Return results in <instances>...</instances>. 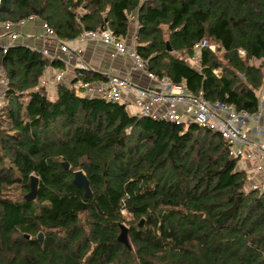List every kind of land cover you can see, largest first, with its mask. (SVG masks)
Listing matches in <instances>:
<instances>
[{
  "label": "trees",
  "instance_id": "trees-1",
  "mask_svg": "<svg viewBox=\"0 0 264 264\" xmlns=\"http://www.w3.org/2000/svg\"><path fill=\"white\" fill-rule=\"evenodd\" d=\"M132 13L148 72L258 111L264 0H2L0 22L33 16L61 40L102 28L126 38ZM202 40L216 48L202 49L199 69L190 58ZM50 66L65 64L22 43L0 46V264H264V192L221 133L131 114L66 80L52 99L42 84ZM78 73L72 83L104 79ZM76 170L91 197L72 183ZM32 175L38 194L27 200ZM120 223L131 247L118 240Z\"/></svg>",
  "mask_w": 264,
  "mask_h": 264
},
{
  "label": "built area",
  "instance_id": "built-area-1",
  "mask_svg": "<svg viewBox=\"0 0 264 264\" xmlns=\"http://www.w3.org/2000/svg\"><path fill=\"white\" fill-rule=\"evenodd\" d=\"M1 2L2 0H0V5ZM33 20H35V17L32 16L17 22H0V28L3 30L0 34V46L7 50L9 46L20 41L31 49L41 52L50 61L61 60L64 64H69V61L63 59L59 53H52L45 47L39 48L37 45H29L23 42V39L31 38V35L22 34L21 29ZM129 20L133 25V29L132 33L126 38L117 37L109 28H102L84 30L80 36L70 39V41L102 44L113 49V56H128L133 63V67L144 72L152 83L148 87H136L139 96L134 104L138 108V113L177 123H196L221 133L229 145L231 155L240 159V168H242L241 163L243 160L253 163L254 167L252 169H246L249 185L264 192V88L257 95L259 100L258 111L251 114L246 110L238 111L234 106L226 103H213L207 100L202 92L196 94L184 84H176L168 78H160L148 72L136 48V32L139 28L136 14H130ZM44 29L43 38L54 40L60 50L67 53L69 59L74 57L77 48H68L66 40L57 38L46 24H44ZM3 37L8 38V43H2L1 39ZM204 47L215 50L216 45L209 43L207 40H202L196 44L195 53L190 59L191 63L199 69L201 68V51ZM241 53L244 54L243 51ZM75 66L82 71L89 70L84 63L77 62ZM214 72L218 76L221 75V71L218 69ZM55 80L57 84L63 83L65 81V71H60ZM49 82L45 78L42 80V84L46 86L49 85ZM68 84L70 88L76 89L81 96H98L107 101L120 103L129 102L128 99L126 100V94L134 87L127 77L112 73L104 74V79L98 82L78 80L75 83L71 81ZM0 85L5 87L7 80L2 79ZM4 95V89L2 88L0 108L4 104ZM260 174H262V177H258Z\"/></svg>",
  "mask_w": 264,
  "mask_h": 264
},
{
  "label": "crops",
  "instance_id": "crops-1",
  "mask_svg": "<svg viewBox=\"0 0 264 264\" xmlns=\"http://www.w3.org/2000/svg\"><path fill=\"white\" fill-rule=\"evenodd\" d=\"M2 32L3 30L0 28V34H2ZM21 32L25 35H31V38L23 39V42L29 45H37L39 48L45 47L52 53H59L63 59L69 61V64H65L64 68L62 69L54 68L52 66L47 67L44 76L47 81H50L47 87L49 92H52L51 95H53L54 97L56 95V75L60 71H65V80L71 82L74 78H76L77 74H79L78 71L82 72L81 69L75 66V63L80 62L87 65L90 71L97 72L101 75L112 73L115 75L127 77L134 86L126 94V100L128 99L129 101L125 102L127 104V110L131 114L138 113V108L134 104L136 98H138L139 96L138 89L136 87L144 88L151 86L152 83L144 72L133 67V63L128 56H113V49L102 44L94 42L80 43L66 40V46L68 48H77V51H75L74 53V57L69 59L67 53L60 50L54 40L43 38L45 34L44 23L36 18L35 20L30 21L25 27H23L21 29ZM1 41L2 43L6 44L9 40L8 38L3 37ZM258 61H256V63ZM241 167L245 169H252L254 165L248 160H243L241 163ZM258 177H262V174L258 175Z\"/></svg>",
  "mask_w": 264,
  "mask_h": 264
},
{
  "label": "water",
  "instance_id": "water-1",
  "mask_svg": "<svg viewBox=\"0 0 264 264\" xmlns=\"http://www.w3.org/2000/svg\"><path fill=\"white\" fill-rule=\"evenodd\" d=\"M64 167L66 169L69 168V164L64 162L63 163ZM72 183L78 187L82 188L84 190V195L86 197H91L92 196V190L90 187V181L86 175V173L83 170H76L74 172V177L72 180ZM31 189L30 191L25 195V198L27 200H34L38 194V188H39V178L36 175L31 176ZM143 224V219L140 222V225ZM120 228L121 232L118 236V240L122 243H124L126 246L131 247L128 239V234H129V227L125 223H120ZM27 237H29L28 234H26ZM39 239L40 241L43 240V233H39Z\"/></svg>",
  "mask_w": 264,
  "mask_h": 264
},
{
  "label": "rangeland",
  "instance_id": "rangeland-1",
  "mask_svg": "<svg viewBox=\"0 0 264 264\" xmlns=\"http://www.w3.org/2000/svg\"><path fill=\"white\" fill-rule=\"evenodd\" d=\"M257 64H260V61H258ZM43 78H45V76H44ZM0 92H1V87H0ZM51 94H52V92L50 91V92H49V97L53 99L54 96L51 95ZM242 160H243V159H242ZM13 191H15L17 195H20V194H18L19 192H17L16 189H13ZM17 195H14L15 198L17 197ZM124 214H125V216H126L127 219H130V218H131L130 215L127 214L126 211H124ZM126 224H127V223H126ZM127 225H128V224H127ZM128 226H129V225H128Z\"/></svg>",
  "mask_w": 264,
  "mask_h": 264
}]
</instances>
